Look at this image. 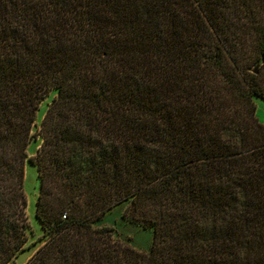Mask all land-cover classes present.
Returning <instances> with one entry per match:
<instances>
[{
	"label": "trees",
	"instance_id": "trees-1",
	"mask_svg": "<svg viewBox=\"0 0 264 264\" xmlns=\"http://www.w3.org/2000/svg\"><path fill=\"white\" fill-rule=\"evenodd\" d=\"M253 97L264 0H0V264H264ZM119 203L147 252L93 224Z\"/></svg>",
	"mask_w": 264,
	"mask_h": 264
},
{
	"label": "rangeland",
	"instance_id": "rangeland-1",
	"mask_svg": "<svg viewBox=\"0 0 264 264\" xmlns=\"http://www.w3.org/2000/svg\"><path fill=\"white\" fill-rule=\"evenodd\" d=\"M55 95V90H50L47 95L39 102L36 115L33 131H36L40 119L43 113L46 110L47 105L49 104L51 98ZM253 102L255 104V116L258 121L264 123V99L260 97H253ZM41 136L36 134L27 144L26 154L31 156L35 153L36 148L40 145ZM39 179L37 176L36 166L31 163L28 158L24 161V174H23V191L26 198V207L25 211L28 218L29 224V238L28 241L34 240L37 236L42 233L40 223L35 217V201L38 193ZM125 208L124 203H119L106 212H104L99 219L93 221V224L96 225H106L111 228L113 237H116L120 240H124L134 249L147 252L152 241V233L148 228H143L138 223L130 221L126 215L123 214ZM41 242L30 246L28 249H25L19 252L14 258L9 260L6 264H23L28 257L33 253L35 248Z\"/></svg>",
	"mask_w": 264,
	"mask_h": 264
}]
</instances>
